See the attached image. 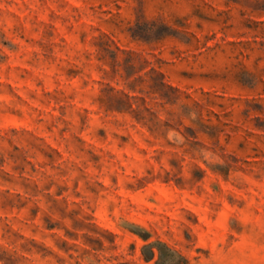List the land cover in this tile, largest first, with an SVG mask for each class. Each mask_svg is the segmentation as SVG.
Listing matches in <instances>:
<instances>
[{
  "label": "rangeland",
  "instance_id": "rangeland-1",
  "mask_svg": "<svg viewBox=\"0 0 264 264\" xmlns=\"http://www.w3.org/2000/svg\"><path fill=\"white\" fill-rule=\"evenodd\" d=\"M0 264H264V0H0Z\"/></svg>",
  "mask_w": 264,
  "mask_h": 264
}]
</instances>
